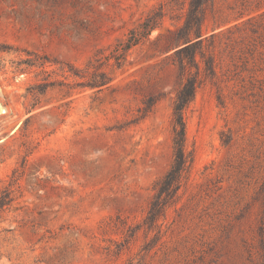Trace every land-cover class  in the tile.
<instances>
[{
	"label": "rangeland",
	"instance_id": "rangeland-1",
	"mask_svg": "<svg viewBox=\"0 0 264 264\" xmlns=\"http://www.w3.org/2000/svg\"><path fill=\"white\" fill-rule=\"evenodd\" d=\"M188 7L0 0V264H264V0L204 6L215 66L206 74L197 55L188 168L175 203L144 222L173 161ZM153 11L159 25L108 68L107 87L83 89L62 69L80 74Z\"/></svg>",
	"mask_w": 264,
	"mask_h": 264
},
{
	"label": "trees",
	"instance_id": "trees-1",
	"mask_svg": "<svg viewBox=\"0 0 264 264\" xmlns=\"http://www.w3.org/2000/svg\"><path fill=\"white\" fill-rule=\"evenodd\" d=\"M208 0H189L188 11L183 25L179 30V41L182 47L176 51L179 58V75L184 79L182 87L176 94L172 106V148L173 161L169 170L154 187V194L149 203L144 222L154 225L165 214L166 209L175 203L178 192L182 185V178L188 168V157L185 150L186 127L184 111L195 97L198 87L197 73L200 65L197 62V55L200 56L204 72L208 75L214 72V61L210 54L203 50L202 24L204 21V6ZM161 15L157 12L149 13L139 25L128 31L126 37L118 41L106 55L97 56L88 61L85 67L76 73L73 66L62 67L64 72L79 79L81 88L95 89L97 91L107 87L110 76L109 67L120 68L129 52L143 42L160 23ZM48 60H42L35 65L43 67ZM66 69V70H65ZM195 69V72L192 71ZM9 196L5 192L0 194V212L8 206Z\"/></svg>",
	"mask_w": 264,
	"mask_h": 264
}]
</instances>
